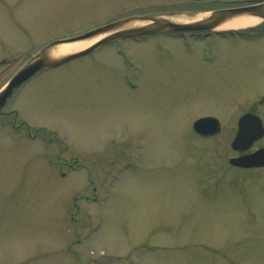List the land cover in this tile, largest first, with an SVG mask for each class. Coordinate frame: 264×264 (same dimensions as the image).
Instances as JSON below:
<instances>
[{"label": "rangeland", "instance_id": "374dc122", "mask_svg": "<svg viewBox=\"0 0 264 264\" xmlns=\"http://www.w3.org/2000/svg\"><path fill=\"white\" fill-rule=\"evenodd\" d=\"M211 2L0 0V90L55 39ZM249 36L207 44L212 65L201 43L148 38L29 80L9 110L42 138L0 117V264H264V169L229 164L240 116L264 120V38ZM210 114L222 131L204 138Z\"/></svg>", "mask_w": 264, "mask_h": 264}, {"label": "water", "instance_id": "95a60500", "mask_svg": "<svg viewBox=\"0 0 264 264\" xmlns=\"http://www.w3.org/2000/svg\"><path fill=\"white\" fill-rule=\"evenodd\" d=\"M241 17H264V5L238 9L217 10L209 15H190L188 22H182L183 17L173 16H135L118 22L105 25L86 34L56 40L45 46L29 63H27L0 92V112L6 106L14 93L20 89L30 78L38 72L55 68L73 59L93 52L105 43L120 37L152 34L165 31H201L213 30L221 27L230 20ZM182 18V19H178ZM100 40L84 50L67 54H53V51L64 44L92 40ZM194 128L202 135H211L220 132L221 126L218 119L213 117L198 120ZM264 136V126L259 116L246 114L239 122V131L232 144L235 150L245 151L250 149L254 142ZM231 163L240 167H264V148L250 155L235 157Z\"/></svg>", "mask_w": 264, "mask_h": 264}, {"label": "bare ground", "instance_id": "6f19581e", "mask_svg": "<svg viewBox=\"0 0 264 264\" xmlns=\"http://www.w3.org/2000/svg\"><path fill=\"white\" fill-rule=\"evenodd\" d=\"M181 21H184V20H181ZM259 22H260V20L257 18L242 17V18H238V19L228 21L223 26H221V28L222 29H226V28H247V27L255 26ZM96 40L97 39L80 41V42H75V43H70V44H64V45L57 47L53 51V54H55V55L61 54L62 55V54H67V53H71V52H77V51H80L82 49L87 48L90 44L94 43Z\"/></svg>", "mask_w": 264, "mask_h": 264}, {"label": "flooded vegetation", "instance_id": "af4514ba", "mask_svg": "<svg viewBox=\"0 0 264 264\" xmlns=\"http://www.w3.org/2000/svg\"><path fill=\"white\" fill-rule=\"evenodd\" d=\"M214 3H217L216 7H212L210 10L213 9H220V8H234V7H242V6H250V5H257V4H261L264 2V0H229L227 2H220L219 0H213ZM206 10V9H205ZM261 27L264 28V22L261 25ZM213 33V32H212ZM212 33L209 32H194V33H172V34H168L170 36H176V38L178 39H184V38H197V37H202L205 36V38H207L209 35H212ZM169 48V47H166ZM209 65L215 64V63H208ZM16 117H17V112L15 113ZM22 127H25L27 129H30V125L27 122H23ZM14 127L18 128V124L15 122L14 123ZM39 133L37 132V135Z\"/></svg>", "mask_w": 264, "mask_h": 264}]
</instances>
